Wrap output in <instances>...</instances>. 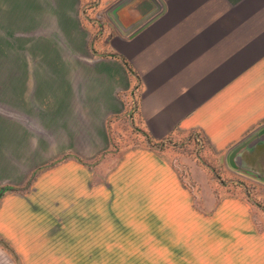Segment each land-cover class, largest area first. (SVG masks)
Wrapping results in <instances>:
<instances>
[{
    "label": "rangeland",
    "instance_id": "obj_1",
    "mask_svg": "<svg viewBox=\"0 0 264 264\" xmlns=\"http://www.w3.org/2000/svg\"><path fill=\"white\" fill-rule=\"evenodd\" d=\"M166 10L0 0V264H264V41L231 54L242 135L153 139L141 43Z\"/></svg>",
    "mask_w": 264,
    "mask_h": 264
},
{
    "label": "crops",
    "instance_id": "obj_2",
    "mask_svg": "<svg viewBox=\"0 0 264 264\" xmlns=\"http://www.w3.org/2000/svg\"><path fill=\"white\" fill-rule=\"evenodd\" d=\"M161 1L166 14L141 43L159 61L140 108L145 130L161 139L207 126L206 134L218 145L237 139L249 115L238 102L231 110V98L239 92L230 87L229 70L250 50L245 41H254L256 50L264 41V0ZM232 15L246 27L224 30Z\"/></svg>",
    "mask_w": 264,
    "mask_h": 264
}]
</instances>
